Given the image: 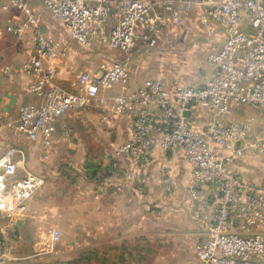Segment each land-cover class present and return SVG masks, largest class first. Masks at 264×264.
I'll use <instances>...</instances> for the list:
<instances>
[{
	"label": "built area",
	"instance_id": "2783aa9c",
	"mask_svg": "<svg viewBox=\"0 0 264 264\" xmlns=\"http://www.w3.org/2000/svg\"><path fill=\"white\" fill-rule=\"evenodd\" d=\"M44 7L66 27L70 37L84 46L94 41L129 53L142 46L176 49V41L188 21L223 43L208 60L215 71L205 84L193 86L163 78L149 79L128 95L113 98L110 110L132 123V136L116 150L126 155L135 169L148 165L152 150H178L192 166L193 192L197 203L193 220L203 234L196 254L203 264H264V183L258 184L231 171L216 148L261 159L264 166V136L250 122L227 120L233 106L264 110V0H41ZM20 10L24 21L8 31L22 36L34 30L35 47L18 70L36 78L31 89L42 98L38 104L23 105L16 128L31 140L43 139L47 149L53 123L98 101L107 104L101 90L129 83L125 62L110 60L98 71L82 73L75 89L54 83L57 70L44 60L64 57L63 42L54 40L41 15L29 0H8L2 5ZM192 18V20H191ZM206 111L210 119L198 129L187 112ZM112 165L110 171H114ZM44 179L26 167L22 149L0 147V264L9 261L6 236L26 212L27 202ZM61 232L53 233L59 241Z\"/></svg>",
	"mask_w": 264,
	"mask_h": 264
},
{
	"label": "crops",
	"instance_id": "0c3cea01",
	"mask_svg": "<svg viewBox=\"0 0 264 264\" xmlns=\"http://www.w3.org/2000/svg\"><path fill=\"white\" fill-rule=\"evenodd\" d=\"M7 2L0 0V118L15 122L21 106L41 103L42 98L31 91L36 78L18 70L34 51V30L27 28L22 36L8 31V27L21 24L24 15L12 7L4 11L2 5ZM29 3L41 15L50 36L63 42L67 49L64 57L44 60L46 68L57 70L56 85L73 90L82 73L98 71L102 63L113 59L126 63L130 79L127 85L101 90L107 104L94 101L87 108L56 120L47 149L43 139L31 140L16 128L0 125V147L22 149L26 167L45 181L28 200L24 215L8 227L7 251L16 232L23 231L21 239L27 244L24 251H38L47 247V238L59 242L53 240L57 230L61 232L60 239L65 236L71 242L97 243L98 264H203L196 254L203 234L193 220L197 203L191 196V164L181 151H168L157 145L148 165L135 169L128 156L116 155L117 148L130 140L132 123L110 110L114 97L130 94L149 79L184 83L185 78L180 73L171 78L168 70L159 73L164 65L147 54L158 49L140 46L125 53L99 41L81 45L41 0ZM164 50L168 49L161 48L159 53ZM206 79L198 76L187 80L186 85H202ZM190 117L198 129L210 119L200 109L190 113ZM226 119L250 122L254 132L264 136L262 109L233 106ZM216 151L231 171L264 183V166L259 157L239 156L218 147ZM113 164L116 168L110 171ZM37 242L42 244L38 246ZM29 264L41 262L33 259Z\"/></svg>",
	"mask_w": 264,
	"mask_h": 264
},
{
	"label": "rangeland",
	"instance_id": "374dc122",
	"mask_svg": "<svg viewBox=\"0 0 264 264\" xmlns=\"http://www.w3.org/2000/svg\"><path fill=\"white\" fill-rule=\"evenodd\" d=\"M12 9L17 10L13 7ZM200 26V23H196L193 20L183 27L184 31L177 38L174 35L168 36L169 39L173 38L176 41L179 48L164 50L162 53H159V49L147 53L154 62L158 60L165 66L162 65V69L159 67L161 69H158L159 73H162V71L166 73L168 70L169 77L171 78L180 73L185 78V84L189 83L187 80L195 79L198 76L209 78L211 72H214L216 68L208 60L209 55L221 46L224 38L220 33L214 36V34L200 30ZM164 58L166 61L163 60ZM44 185L45 181L34 194ZM20 232H16L10 241L12 243L8 251V257L12 263L29 264L33 259H39L41 264H50V261L56 264H98L97 243L71 242L66 240L65 236L58 243H53L50 237L49 240L48 238L44 240L47 241L45 243L47 244L46 248H39L38 251H36L37 249L34 251H31V249L24 251V246L27 244L21 239L23 231ZM53 232L54 229L51 231V236ZM47 235L49 237L50 233ZM41 244V242H37L38 246ZM90 246L92 247L89 249ZM76 250L78 251L75 252Z\"/></svg>",
	"mask_w": 264,
	"mask_h": 264
},
{
	"label": "water",
	"instance_id": "95a60500",
	"mask_svg": "<svg viewBox=\"0 0 264 264\" xmlns=\"http://www.w3.org/2000/svg\"><path fill=\"white\" fill-rule=\"evenodd\" d=\"M186 114H187V116H190V112H187Z\"/></svg>",
	"mask_w": 264,
	"mask_h": 264
}]
</instances>
